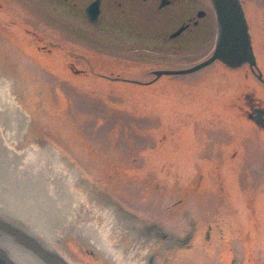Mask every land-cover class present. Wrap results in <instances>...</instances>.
<instances>
[{"label":"rangeland","instance_id":"obj_1","mask_svg":"<svg viewBox=\"0 0 264 264\" xmlns=\"http://www.w3.org/2000/svg\"><path fill=\"white\" fill-rule=\"evenodd\" d=\"M1 1L9 103L116 217L133 212L131 233L143 216L179 234L194 228L193 247H176L172 264H264V128L246 116L249 96L264 104V85L247 66L218 61L154 84L112 79L148 81L154 68L208 56L216 32L208 0L127 13L105 1L96 22L84 12L89 0ZM242 3L264 78V0ZM199 9V25L169 37ZM156 240L148 235V248Z\"/></svg>","mask_w":264,"mask_h":264},{"label":"water","instance_id":"obj_2","mask_svg":"<svg viewBox=\"0 0 264 264\" xmlns=\"http://www.w3.org/2000/svg\"><path fill=\"white\" fill-rule=\"evenodd\" d=\"M210 2L216 18L211 53L188 68L155 71L157 75L189 73L216 61L231 69L243 64L258 69L241 1ZM164 4L162 0L160 6ZM99 11V0L85 7L91 22ZM257 77L263 80L261 72ZM256 111V116H248L262 126L264 110ZM129 237L134 241L106 204L0 95V264H127L124 249ZM92 250L102 254L99 262L89 256Z\"/></svg>","mask_w":264,"mask_h":264},{"label":"flooded vegetation","instance_id":"obj_3","mask_svg":"<svg viewBox=\"0 0 264 264\" xmlns=\"http://www.w3.org/2000/svg\"><path fill=\"white\" fill-rule=\"evenodd\" d=\"M59 1H62V2L64 1L65 3L68 2V0H59ZM74 1H77V0H74ZM91 1L93 0H89L86 6ZM105 1H108L109 4L112 6V8H114V10H119L122 13H127L126 11L129 12L132 9V7H140L142 9L150 8L151 10L158 12L164 6L173 5L176 2V0H165L166 4H164L163 6H160L162 0H99V9H100L99 17L102 14ZM75 5L76 4L74 2L73 6ZM115 6L118 9L115 8ZM85 7H84V12H85ZM200 10L202 9L196 10L194 16H189L187 17L186 20L181 21V24L179 26L185 25V28L182 32L189 29L191 26L199 25V20L205 16V14L202 16L197 15L198 11ZM85 15H86V12H85ZM170 34H169V37H170ZM242 66H247L251 74L264 85V82L257 77V75L261 72L259 68L258 69L255 68L254 70H252L247 64H244ZM77 70L78 69H76V71ZM261 76H262V79L264 80L262 73H261ZM246 96H249V94H247ZM257 109L264 110V104H262L261 102H257V100H254L252 96H249L248 104L246 108V116H248L249 114H251L252 117L256 116ZM262 116L264 117V114ZM249 120L254 123L253 119L250 118ZM261 127L264 128V125ZM149 224L147 223L142 224L143 226L141 227V234H143V236L141 234L136 233L134 237V241H131V238H130L131 236L127 239L128 241L124 249L125 250L124 254H125L127 264H172L173 260L176 258L175 253L176 252L178 253V250H179V248H176V247L181 246V247H187L188 249L193 247V240L195 237L194 228L189 229L184 234H179L177 232V229L174 226H170V228L166 229L165 231L166 234H162L161 237L157 238L156 242H153L150 248L147 249L148 235H153L154 237H157L155 235L154 230L151 228L152 224H150V226ZM137 238H139L140 241L136 240ZM155 244H158V245H155ZM133 247L135 249H133ZM126 254L128 255L127 257H126ZM89 256L90 257L92 256L93 261H96V262H99L102 258V254L97 253L94 250L90 251Z\"/></svg>","mask_w":264,"mask_h":264},{"label":"bare ground","instance_id":"obj_4","mask_svg":"<svg viewBox=\"0 0 264 264\" xmlns=\"http://www.w3.org/2000/svg\"><path fill=\"white\" fill-rule=\"evenodd\" d=\"M93 1H95V0H93ZM93 1H91V2H93ZM241 1V4H242V7H243V3H242V0H240ZM208 2H209V4H210V6H211V8H212V10H213V13H214V21H215V26H216V18H215V12H214V9H213V7H212V5H211V2H210V0H208ZM2 5H3V2L0 0V8L2 7ZM243 10H244V7H243ZM203 12H204V14H205V11L204 10H202ZM126 12H128V11H126ZM99 13H100V11H99ZM244 14H245V10H244ZM245 17H246V14H245ZM98 18H99V14H98V17H97V20H98ZM4 19V15H2V13H0V26L2 27L4 24H5V21H2ZM16 20L17 19H15V21H14V23L16 22ZM96 20V21H97ZM246 20H247V17H246ZM95 21V22H96ZM247 22H248V20H247ZM248 26H249V23H248ZM28 29V28H27ZM34 31V29H33V27H29V31ZM30 31V32H31ZM34 33H36V30H35V32ZM215 36H216V32H215ZM38 38V37H37ZM37 38L36 37H33L31 40V42L34 44V45H32V46H35V48L36 49H38V48H40L41 50L43 49V48H41V47H43V46H45V45H42V46H37V43L39 42L38 40H37ZM214 42H215V37H214ZM59 45H60V47H61V43H58ZM30 46V45H29ZM213 46H214V44H213ZM31 47V46H30ZM53 48V47H52ZM54 48H59V47H54ZM45 49V48H44ZM213 49V48H212ZM212 51V50H211ZM48 54H52L54 51H53V49H52V51H46ZM255 55V54H254ZM197 63V62H196ZM195 64V63H194ZM194 64H192V65H194ZM191 65V66H192ZM244 65V64H243ZM188 67H190V66H187V67H179V68H154V69H152L150 72H151V74L153 75V77L150 79V80H148V81H143V82H137V81H135V80H133V79H131V78H126V77H118V76H115V77H112V79L113 80H119V81H126V82H129V83H138V84H141V85H147V84H154L159 78H161V77H163L164 75H175V74H166V73H161L160 75H157L156 73H155V71H159V70H177V69H182V68H188ZM241 67V66H240ZM73 71H74V74H77L78 73V70L76 71V69L74 70L73 69ZM194 72V71H193ZM189 73H191V72H189ZM184 74H187V73H184ZM101 77H104V78H106V76L105 75H100ZM108 78H110V77H108ZM263 81V80H262ZM264 82V81H263ZM0 95L2 96V97H4L8 102H9V99H8V96H7V88H6V84L4 83V82H2V81H0ZM13 107V106H12ZM14 108V107H13ZM15 110H16V108H14ZM247 118L248 119H250L248 116H247ZM252 122V121H251ZM254 124L256 125V126H258L255 122H254ZM263 126V125H262ZM259 127V126H258ZM260 128H262L263 129V127H261L260 126ZM57 157H61V156H59L58 155V153L51 147V146H47ZM54 150V151H53ZM61 159V158H60ZM64 164H66L71 170H73V168H72V166H71V164L68 162V161H66V160H61ZM109 207H111L110 209H111V211L114 213V214H116L117 212H116V210L114 209V205L112 204V206H110L109 205ZM121 209H123V210H125V211H127L128 212V214H130V215H128L129 217L127 218V217H117L125 226H126V228L131 232V221H132V216H133V212L131 211H129L128 210V208H126V209H124V208H121ZM125 211H122L124 214H126L127 215V213L125 212ZM168 217H173L172 215H169V216H167V218ZM158 219H160V218H158ZM162 219H165V217H163ZM139 220L141 221H139L140 222V225L138 226V227H135V226H133L132 228H133V230L136 232V233H138V234H141V228H140V226H143L142 224H149L150 222H151V220H149V222H148V216H143L142 218L141 217H139ZM161 220V219H160ZM161 221H158V220H152V222L151 223H154V225H152L151 226V228L154 230V232H155V235L157 236V238H160L161 237V235L162 234H166V229H167V227H164V226H161L159 223H160ZM150 223V224H151ZM163 223V222H162ZM174 223V222H173ZM150 224H149V226H150ZM175 226V225H174ZM133 232V231H132ZM159 234V235H158ZM149 248H150V246H149ZM148 247H147V249H149ZM146 249V250H147Z\"/></svg>","mask_w":264,"mask_h":264}]
</instances>
